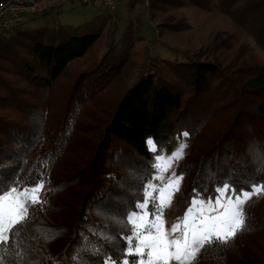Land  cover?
Instances as JSON below:
<instances>
[{
    "label": "trees",
    "instance_id": "1",
    "mask_svg": "<svg viewBox=\"0 0 264 264\" xmlns=\"http://www.w3.org/2000/svg\"><path fill=\"white\" fill-rule=\"evenodd\" d=\"M141 2L131 0L129 8ZM150 2L153 17L186 6L208 12L218 5L233 14L226 0ZM243 6L260 29L257 38L247 33L254 44L246 54H264V0ZM177 20L173 33L194 28ZM13 30L0 32V186L23 188L43 176L46 202L31 208L18 235L0 247V264H103L111 248L122 251L120 236L131 234L124 230L126 214L143 202L156 156L175 134L187 132L193 140L176 166L185 202L215 199L224 184L240 190L264 183V61L238 66L234 58L223 65L219 50L232 48L225 34L197 52L174 48L184 57L156 56L140 70L134 55L144 41L142 25L130 18L120 34L110 12L79 27ZM97 48L102 57L58 98L71 65ZM113 84L117 96L89 114L86 106ZM225 95L230 99L220 103ZM217 114L220 125L209 144L197 148ZM102 236L113 237L111 245ZM194 264H264V195L248 207L243 231L227 244L206 245Z\"/></svg>",
    "mask_w": 264,
    "mask_h": 264
},
{
    "label": "rangeland",
    "instance_id": "2",
    "mask_svg": "<svg viewBox=\"0 0 264 264\" xmlns=\"http://www.w3.org/2000/svg\"><path fill=\"white\" fill-rule=\"evenodd\" d=\"M130 1L131 0H117V7L114 11L108 10L98 1L88 4L69 3L60 9L51 10L46 14L29 15L27 20L12 32H31L42 28H48L52 32L53 30L57 31L62 27H79L80 25L91 21L93 17L98 14L110 12L115 14V19L119 27L118 34L123 31L129 18L136 24L140 23L142 25L141 33L144 36V41L137 45V55H134V61L139 57L138 61H140V70L144 69L146 64L149 65L151 59L156 56L170 60H174L176 59L175 57L179 56L184 57V55H177L174 48L181 50L191 48L192 51H200L205 48V45L210 44L212 38L216 37V39L220 41L222 38L219 37V34H225L226 37H229L224 44L229 42V39L232 44L230 50H219V52L226 57V59L223 60V65H229L234 58L236 59V64L238 66H243L244 62L261 63V61H264L263 53L257 52L258 54L256 55L246 54L253 51L250 43L254 44L248 34L253 38H257L256 36L260 34L259 20H257V17H254V15L246 12L249 8H244L243 6L246 3L253 4L254 0H241L240 2L239 0H226L229 12H233L232 15L223 14L222 12L224 10L217 5L213 7V9L211 7V11L208 12L186 6V8H181L179 10H169V14H157V16L154 17L152 16L150 0H142V2L134 8H129ZM165 16H168L167 19ZM177 19H183V22L188 24L186 25V28L192 27L193 25L194 30L192 29V31L183 33L171 32L170 28H172L174 23H178L177 27H179L178 25L181 21H178ZM188 22H190V24ZM56 43L58 42H55V44ZM100 50L98 48L92 50L88 55L78 59L71 65L68 72L60 80L57 88L59 93L56 94L57 97L58 95H62V97L65 96V92L69 93L70 87H72L76 81V74L78 75L81 71L88 70L102 57V55H100L101 53L99 54ZM137 63L134 62L135 66ZM129 71H126V73L121 76V80H125V78L129 76ZM114 96H117L115 95V84L105 90L97 102H95L97 97L90 101V104L87 105L88 108L86 106L87 111L89 114L90 112L93 113L95 110H98L100 106L104 105L106 102L105 99ZM57 97L54 96L51 98V100L53 99L55 102V107H59L57 106ZM62 97L58 98L62 99ZM228 99H230V96L225 95V98L219 101L220 103H225ZM85 115L82 113L81 117L84 118ZM220 119V116L217 114L214 121L205 128L204 134L196 139L195 146L197 148L209 144L211 136L216 132L217 127L220 125L218 124ZM181 134H175L170 138V142H168V146L164 148L162 156L170 157L182 144L187 145L185 155L191 150L193 140L190 139L189 135L183 136ZM150 148H152V145H150ZM160 163L162 168L167 167V161H161ZM176 166L177 162H174L172 167L168 168L167 171L157 172L150 183H153L157 187L167 185L170 180L179 176L176 173ZM173 173H175V177L173 176ZM157 175L161 176L162 179H155ZM181 188L182 182L180 183L179 192L171 198V205H166L164 208L163 217L166 221V228L170 229L172 225L178 222L183 223V218L186 213H188L190 207L193 209V216L199 214L201 207L204 208V214L206 215L217 214L215 211H209L210 206L207 203L200 206L199 200L203 199L207 202L211 199L214 203L217 198H220L221 194H218L215 199L205 196L192 199L187 203L181 196ZM260 196H253V198L246 204V215L250 204L256 201ZM193 201H196L195 205L193 204ZM136 211L139 212L138 209ZM219 211H223V209H219ZM146 219L151 220V215L147 216ZM191 219L192 216L189 217V220Z\"/></svg>",
    "mask_w": 264,
    "mask_h": 264
},
{
    "label": "snow or ice",
    "instance_id": "3",
    "mask_svg": "<svg viewBox=\"0 0 264 264\" xmlns=\"http://www.w3.org/2000/svg\"><path fill=\"white\" fill-rule=\"evenodd\" d=\"M181 135L188 136L184 132ZM146 143L152 145L156 151L154 141L149 138ZM187 145L182 144L179 149L169 156H156L153 168L167 171L174 162L182 159ZM161 161H167V167L161 166ZM175 177V173H173ZM155 179H162L157 175ZM183 175L170 180L167 185L157 187L153 183H146L143 188V202H137V211L126 214L124 230L130 235L120 236L126 247L121 251L118 247L111 248L110 254L104 258L103 264H194L206 245L217 242L227 244L246 228L245 206L253 196L264 195V183L253 184L250 189L237 190L232 184H224L217 188L221 194L215 202L199 200V205L206 203L209 211L215 215L204 214L200 208L198 215L193 216L190 207L183 218V223H176L170 229L165 227L163 217L165 206L171 205V198L179 192ZM46 181L41 176L30 186L21 188L18 182L11 186H0V247L8 245L10 240L18 235V225H23L29 218L30 209L37 204H43ZM196 190L194 189V192ZM196 204V201H193ZM223 209V211H219ZM151 215L152 219H146ZM192 219L189 220V217ZM111 245L113 237L102 236ZM104 249L93 250L95 255H102Z\"/></svg>",
    "mask_w": 264,
    "mask_h": 264
},
{
    "label": "built area",
    "instance_id": "4",
    "mask_svg": "<svg viewBox=\"0 0 264 264\" xmlns=\"http://www.w3.org/2000/svg\"><path fill=\"white\" fill-rule=\"evenodd\" d=\"M98 1L114 11L117 0H2L0 1V32L18 28L29 15L46 14L69 3L88 4Z\"/></svg>",
    "mask_w": 264,
    "mask_h": 264
}]
</instances>
